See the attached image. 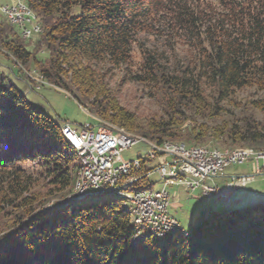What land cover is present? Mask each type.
<instances>
[{
  "label": "trees",
  "instance_id": "16d2710c",
  "mask_svg": "<svg viewBox=\"0 0 264 264\" xmlns=\"http://www.w3.org/2000/svg\"><path fill=\"white\" fill-rule=\"evenodd\" d=\"M22 1L41 31L26 42L0 13V48L89 105L94 119L156 145L264 150V0ZM147 39L179 41L189 54L170 62ZM116 73L158 102L160 115L141 129L118 107ZM245 89L260 95L235 108ZM78 165L60 125L0 72V264H264V204L201 211L185 236L132 247L130 215L116 197L59 204Z\"/></svg>",
  "mask_w": 264,
  "mask_h": 264
},
{
  "label": "rangeland",
  "instance_id": "374dc122",
  "mask_svg": "<svg viewBox=\"0 0 264 264\" xmlns=\"http://www.w3.org/2000/svg\"><path fill=\"white\" fill-rule=\"evenodd\" d=\"M8 3L9 0H0V6L7 5ZM75 14H78L77 9L74 10V15ZM4 20L7 22L5 18ZM22 39L28 42L31 39H35V36H33L31 39L25 40L23 37ZM147 43L148 45H156L160 51H164L165 58H167L170 62L173 63L175 61L181 60L184 56L189 54L188 49L185 46H182L179 41H175L173 43L174 52L172 51L173 44H168L165 41L161 42L160 40L147 39ZM44 56L45 55L43 54L39 55L38 59H42ZM134 60L138 62L139 58L136 57L134 58ZM19 68L21 69L23 76L20 75ZM0 72L4 73L8 80L12 81L17 90L25 96L29 104H31L35 109L41 111L42 113L46 114L48 117L53 119L58 125L68 123L72 127L77 128L84 127L86 125H93L97 126L99 129H111L112 127V130L117 131L119 129L118 131L121 133L123 132L127 135L134 136L137 139H143L137 134L128 133L120 128L110 126L107 122L102 119H94L88 112L90 107L89 105L86 106L81 103L79 104L76 100L73 99L71 95L72 93H68L62 88L55 87L43 81L36 67L30 66L28 68H24L18 64L13 63L12 58L1 48ZM125 79H129L127 78V75L123 76L121 73H116L109 80V86L117 101L118 107H120L124 112L129 113L130 115L135 117L137 120L136 128L141 129L146 124L145 122L147 120L160 115L161 111L157 105V100H154L152 97H149L147 90H145L141 86H137L132 83H124ZM29 83L32 85L33 88H29ZM259 95L260 94H258L255 89L242 90L235 94V97L233 98V105L235 108L240 107L246 110V104L256 99V97H258ZM227 110V116H229V112H234V109L232 107H228ZM253 114H255V118L258 121L263 119V114L261 112H253ZM148 143L149 145L150 143L154 144L146 140L145 142H141L139 145H136L130 149L123 151L120 156L113 161V166L115 167L121 162H128L138 157H143L149 151ZM168 144L173 145L174 147H178L179 149L204 148L207 151H219L223 153L228 150H250L251 152L264 151H254L248 148L229 149L217 145L213 141H210L203 145H188L182 142H168ZM175 144L177 146H175ZM163 160H166V158L160 157L155 161L149 163V167L154 168L159 165ZM214 179L215 184L218 186V188L224 191V193L227 195V200H221L219 197H213L212 199L207 200L201 196L200 191L198 189L190 193L185 189V187L179 185L169 186L166 188V192L169 196L167 215L170 219L175 220L182 229L181 231L176 233L185 236L186 232L190 229V227L197 219L198 214L201 211L226 212L231 209H244L253 207L257 204H264V175L259 174L256 171L254 163L247 162L243 165L229 166L223 171L222 175ZM150 181L153 183L151 186V189L153 191H159L161 189L162 183L158 181V177L155 173L151 174ZM76 185L77 174L70 193L66 198L60 200V203L58 202L59 204L68 205L87 199L84 198L76 201L69 200L71 198L76 197ZM43 186V184H38L33 190V192L36 194L40 193V195H42L44 193ZM106 197L107 195H101L89 198L88 200H98ZM54 201L55 200H53L50 204L52 207H55L58 204ZM130 223H132L131 218ZM131 226L133 228L132 224ZM131 241L133 240H130V244L132 243ZM142 243H139L138 245Z\"/></svg>",
  "mask_w": 264,
  "mask_h": 264
},
{
  "label": "built area",
  "instance_id": "2783aa9c",
  "mask_svg": "<svg viewBox=\"0 0 264 264\" xmlns=\"http://www.w3.org/2000/svg\"><path fill=\"white\" fill-rule=\"evenodd\" d=\"M2 9L8 11L12 24L24 28V20H19V16H16V9H7L3 5ZM20 9H23L22 5H20ZM23 13H26L24 9ZM26 31L25 29V37ZM28 85L30 89L33 88L30 83ZM61 126L66 137L76 140L85 152L87 175L85 186L79 187L78 197L84 193L98 191H113V195L127 194L130 197L129 207L138 211V223H142L144 231L155 228V223H164V231H159L162 237H165L167 230H182L177 222L165 221V211L168 210L169 205L167 187L183 186L190 193L198 189L201 196L207 200L213 197L225 199L226 195L222 190L217 186L208 185L206 182L222 175L227 167L252 162L255 164L256 171L264 175V155L244 156L235 153V155L215 158L214 152V158H207V150L194 149L196 158H186V154L171 155L166 153V148L154 150L150 146H148V153L143 157L121 162L114 167L113 161L123 151L139 145L141 142L126 141L114 133L100 130L93 125H86L80 129L73 128L67 123ZM160 157H165L166 160L156 167L150 168L149 163ZM173 169L186 170V178H174ZM153 173L162 183L159 191H145V198H133L131 192H125L126 183H152L150 176Z\"/></svg>",
  "mask_w": 264,
  "mask_h": 264
},
{
  "label": "bare ground",
  "instance_id": "6f19581e",
  "mask_svg": "<svg viewBox=\"0 0 264 264\" xmlns=\"http://www.w3.org/2000/svg\"><path fill=\"white\" fill-rule=\"evenodd\" d=\"M20 5L23 6V9H20ZM7 9H16V16H19V20H24V28H21L19 26H16L11 23L10 14H8V11L5 9H2V6H0V12L3 15V17L9 22V25L11 24L14 26L20 33V35L26 40L31 39L33 36H36L40 33L41 29L39 24L36 22L35 16L30 10L26 7V5L21 0H9V3L7 5H4ZM25 29L26 31V37H25ZM20 36V37H21ZM21 37V38H22ZM100 123V122H98ZM100 130H107L111 133L116 134L117 136H120L121 139H124L126 141H134V142H145L143 139H137L134 136L127 135L125 133H121L118 130H112L111 129H100ZM60 132L62 137L64 138L65 142L73 149L78 156L79 159V169L77 172V185H76V197L69 199L70 201H76L80 199H84L87 197H91L97 194L100 195H109L111 197H116L118 200L122 201L124 208L126 209L127 213L130 215V218L132 219V225L134 229V234L132 236V246H136L139 243H142L146 241L148 238H161V234L159 231H164V223H155V228H149V231H144V227L142 223L139 222V213L138 211H134L129 207L130 205V197L127 194H114L113 191H98L95 193H84L82 196L78 197L79 187L85 186V179L87 175V165L85 161V152L82 150L80 145L77 143L76 140H74L71 137H66V135L63 132V127H60ZM149 145V143H148ZM154 150H164L166 148V153L171 155H181L186 154V158H196V151L195 150H206L204 148H190V149H179L178 147H174L173 145H169L168 142H164L160 145H149ZM175 146H177L175 144ZM186 147V146H185ZM183 148V147H182ZM188 148V147H187ZM195 149V150H194ZM235 153L242 154L244 156H255V155H264V151L260 152H251L247 150H234V151H226V152H215V158H223L225 155H235ZM207 158H214V152L207 151ZM173 176L176 179H184L186 178V170L181 169H173ZM152 183H145V182H130L126 183L125 185V192H131V197L133 198H145V191H153L151 189ZM74 196V195H73ZM71 197V196H70ZM78 197V198H77ZM71 203V202H70ZM165 221L169 222H176L173 219H170L167 215V211H165ZM181 230H167L165 231V236L179 232ZM182 233V232H181ZM183 234V233H182ZM163 238V237H162Z\"/></svg>",
  "mask_w": 264,
  "mask_h": 264
},
{
  "label": "crops",
  "instance_id": "0c3cea01",
  "mask_svg": "<svg viewBox=\"0 0 264 264\" xmlns=\"http://www.w3.org/2000/svg\"><path fill=\"white\" fill-rule=\"evenodd\" d=\"M63 124H65V123H63ZM68 124V123H67ZM70 125V124H69ZM61 126V125H60ZM71 126V125H70ZM73 128H76V129H80V128H82V127H79V128H77V127H73ZM208 185H211V186H217L216 184H215V179H212V180H209V181H207L206 182ZM153 184V183H152ZM218 187V186H217Z\"/></svg>",
  "mask_w": 264,
  "mask_h": 264
},
{
  "label": "water",
  "instance_id": "95a60500",
  "mask_svg": "<svg viewBox=\"0 0 264 264\" xmlns=\"http://www.w3.org/2000/svg\"><path fill=\"white\" fill-rule=\"evenodd\" d=\"M222 192H223V194H225L224 191H222ZM225 195H226V194H225ZM227 198H228V197H227V195H226V198H225V199H221V198H220V199H221V200H227ZM50 209H51V208H48V210H50Z\"/></svg>",
  "mask_w": 264,
  "mask_h": 264
}]
</instances>
